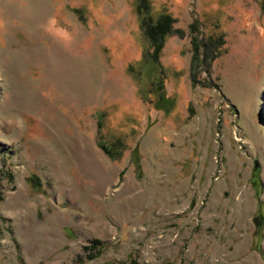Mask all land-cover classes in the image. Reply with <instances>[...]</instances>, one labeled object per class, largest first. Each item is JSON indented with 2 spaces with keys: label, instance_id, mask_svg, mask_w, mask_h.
Segmentation results:
<instances>
[{
  "label": "rangeland",
  "instance_id": "rangeland-1",
  "mask_svg": "<svg viewBox=\"0 0 264 264\" xmlns=\"http://www.w3.org/2000/svg\"><path fill=\"white\" fill-rule=\"evenodd\" d=\"M150 1L0 0V264H264V0Z\"/></svg>",
  "mask_w": 264,
  "mask_h": 264
},
{
  "label": "trees",
  "instance_id": "trees-1",
  "mask_svg": "<svg viewBox=\"0 0 264 264\" xmlns=\"http://www.w3.org/2000/svg\"><path fill=\"white\" fill-rule=\"evenodd\" d=\"M152 4L150 0H138L137 2V12L140 17V26L141 32L143 33L144 39L146 41V50L147 56L150 59H154L155 61H159L161 51L165 45V40L169 34L174 32V17L167 11L162 12L158 15L153 14ZM194 27V25H193ZM221 38L211 39L210 42H214L220 44ZM212 52V50H211ZM103 139H100V146L111 156L115 158L114 151L119 152L121 148L119 145L121 142L120 138L115 141L109 147L102 143ZM118 146V147H117ZM120 153V152H119ZM103 248V243L100 240H93L90 244V250H101Z\"/></svg>",
  "mask_w": 264,
  "mask_h": 264
},
{
  "label": "bare ground",
  "instance_id": "bare-ground-1",
  "mask_svg": "<svg viewBox=\"0 0 264 264\" xmlns=\"http://www.w3.org/2000/svg\"><path fill=\"white\" fill-rule=\"evenodd\" d=\"M35 11H36V10L34 9V13H35ZM37 12H38V10H37ZM37 12H36V13H37ZM34 13H33V14H34ZM28 17H30V16H28ZM27 20H28V18H27ZM28 23L31 24V21L28 20Z\"/></svg>",
  "mask_w": 264,
  "mask_h": 264
}]
</instances>
